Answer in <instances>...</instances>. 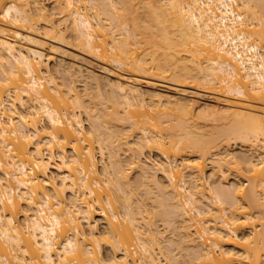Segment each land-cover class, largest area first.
<instances>
[{"label": "bare ground", "instance_id": "6f19581e", "mask_svg": "<svg viewBox=\"0 0 264 264\" xmlns=\"http://www.w3.org/2000/svg\"><path fill=\"white\" fill-rule=\"evenodd\" d=\"M196 263L264 264V0H0V264Z\"/></svg>", "mask_w": 264, "mask_h": 264}, {"label": "rangeland", "instance_id": "374dc122", "mask_svg": "<svg viewBox=\"0 0 264 264\" xmlns=\"http://www.w3.org/2000/svg\"><path fill=\"white\" fill-rule=\"evenodd\" d=\"M44 2L46 3V4H49L50 3V5H52V0H44ZM142 11V10H141ZM23 33L26 35H29V36H31V37H35V38H38V39H42L41 37H39L36 33H34L33 31H31V30H29L28 28H23ZM58 46L60 47V49L61 50H63L64 51V54H66V56H68V57H78V56H81V59H82V57H84L85 59H83V60H86L87 62L89 61L91 64H93L94 62H96L94 65L95 66H100V67H103V66H101V65H104V67L105 68H108V71H112V72H122V68L120 67V66H118V65H116V64H114V63H110V64H105V63H103V62H101V61H99V60H97L96 58H94L93 56H91V55H87V54H85V53H83V52H81L80 51V49L77 47V45L76 44H74V43H69L68 45H60V44H58ZM70 55V56H69ZM72 55H74V56H72ZM67 57V58H68ZM69 58V59H70ZM99 63V64H98ZM98 64V65H97ZM106 75L108 74V73H105ZM109 75V74H108ZM59 76V75H58ZM62 75L60 74V76L58 77V81L59 82H64L65 80L63 79V81H62V77H61ZM61 77V78H60ZM64 78V77H63ZM78 84L77 85H79L78 86V88L81 90V92H82V94H84L85 95V98H86V100L88 101V104L89 105H91V106H95V107H97L98 109L99 108H104L105 106H106V104L107 105H111L112 104V102H108L107 101V103L103 100V98H105V96L108 94V92L107 91H105L106 90V88L103 90V89H101L102 87H104V86H102V87H100V86H97L95 83H92L93 85H90L89 84V86L87 85H85V84H83V82H77ZM96 85V86H95ZM168 85H170V86H172L173 84H168ZM103 92L105 93H107V94H104L103 95ZM106 104H105V103ZM170 107H171V109H170ZM169 108L168 107H166L164 110H162L160 113L161 114H163V115H165L166 117H170V118H175L176 119V121H177V118L176 117H178L179 116V114L178 113H180V112H178L179 110H178V108H176L175 106H170ZM175 107V108H174ZM178 111H177V110ZM176 113V114H175ZM83 117H84V119H85V123H86V125L88 126V124H89V121H88V119H87V117H86V114L85 113H83ZM172 118V121H171V124L173 123V121H175V119H173ZM175 121V122H176ZM234 141H231V143H230V145H231V147L232 146H234V147H238L239 146V144H237L236 142H235V144L233 143ZM233 147V148H234ZM185 151H188L189 152V149L187 148V150H185ZM121 152H123L122 154H121ZM188 152L186 153V154H184L183 155V157H187V156H189V155H193V154H188ZM126 153H128V151L127 152H125L124 153V151H120V154L122 155H120L121 156V158L123 159L124 157L127 159L128 157H127V154ZM152 156V158H156V156H154V155H151ZM150 156V157H151ZM147 157H149V156H147ZM149 157V158H150ZM124 158V159H125ZM123 159V160H124ZM125 159V160H126ZM148 159V158H147ZM107 160H109L108 158L106 159V161ZM127 161V160H126ZM125 162V161H124ZM127 163V162H126ZM99 165L101 166L102 165V161L100 160V162H99ZM126 167L127 168H129V165H126ZM211 168H209L208 170H207V174H209L210 172H211V170H210ZM232 171V172H231ZM236 171V170H235ZM235 171H234V169L232 168L229 172L231 173L229 176H231L230 178H231V180H230V183L231 182H233V181H240V178H242L243 176H241L240 178H239V176H235ZM244 174H247V172H244ZM137 175H138V173L137 172H135V171H133L132 170V172H130L129 171V176L133 179V182H134V180H136L137 179ZM136 178V179H135ZM137 182V181H136ZM135 198H136V200L137 199H139V198H142V192L141 191H139V190H137L136 191V195H135ZM101 227H102V225H101ZM248 230V229H247ZM171 230H168V232L166 233L167 234V237H169V236H174L173 235V233L172 232H170ZM169 235V236H168ZM206 236V235H205ZM175 237H176V235H175ZM135 245V248L136 249H139V247H138V245L135 243L134 244ZM183 255V254H182ZM179 256H181V254H179ZM183 257V256H182ZM181 257V258H182ZM197 262H200V261H197ZM196 264H202V263H196Z\"/></svg>", "mask_w": 264, "mask_h": 264}]
</instances>
